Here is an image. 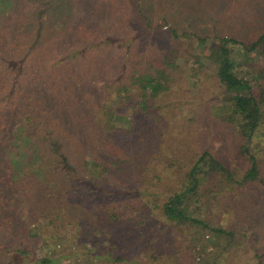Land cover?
Masks as SVG:
<instances>
[{"label": "trees", "instance_id": "1", "mask_svg": "<svg viewBox=\"0 0 264 264\" xmlns=\"http://www.w3.org/2000/svg\"><path fill=\"white\" fill-rule=\"evenodd\" d=\"M121 1L0 0V264L70 257L32 253L42 221L53 230L75 227L90 258L113 264H264V157L252 148L261 139L264 151V64L247 78L234 55L264 59V0H241L250 6L244 24L254 26L244 40L224 38L193 57L214 68L225 89L207 112L226 137L244 139L234 159L210 150L187 158L189 148L160 140L155 127L136 129L142 114L150 123L144 111L168 90L173 64L146 57L120 81L116 44L135 22ZM132 1V15L150 26L148 4L159 2L168 17L186 7L201 13L195 7L205 2L221 9L224 0ZM102 7L115 13L107 24ZM155 212L166 223L163 241L149 231Z\"/></svg>", "mask_w": 264, "mask_h": 264}, {"label": "rangeland", "instance_id": "2", "mask_svg": "<svg viewBox=\"0 0 264 264\" xmlns=\"http://www.w3.org/2000/svg\"><path fill=\"white\" fill-rule=\"evenodd\" d=\"M104 1H110L105 3L106 5H115L116 0ZM121 2L123 15L127 21L135 22H133L134 24L130 23L134 25V28L130 30L126 27L128 22L125 24L122 33L128 32V34H119L123 39H120L122 41L116 44L120 56L114 65L123 73L120 72L118 75L119 78L121 77L120 81H125L126 74L133 68V65L139 66V63H142L146 57V60L157 62L163 60L162 56H168L169 61L173 64L172 67H166L170 76L167 84L168 90L154 100H150L149 108L146 112L144 111L145 114L149 112L152 115L150 123L145 122V117L142 114L139 120L136 118L138 120L136 129L138 131L146 129V133L151 127H155L157 134H161L160 140L165 138L171 141L174 146H178L180 150L186 151L189 148V153L182 155L187 158L191 153L210 150L215 155L234 159L236 145L243 143L244 139L241 136L229 135L226 137L227 132H221L218 119L210 116L207 112L208 105L221 99L225 94V89L215 76L214 68H200L194 63L193 57L205 55L208 48L219 44L221 39L244 40L246 34L254 27L251 25L252 27L247 28L248 26L244 24L242 18L246 12L250 11V6H246L247 2L241 0H234L233 3L224 0L221 9L215 6L212 11L205 2L200 7L194 6L197 9L202 8L201 13L192 14L194 9L186 7L183 16L175 14L166 17L165 13H161L162 8L157 7L159 2H154L147 5L150 11L145 13L152 19L149 26L140 15H132L136 11V1L122 0ZM169 7L172 8V4H169ZM102 8L103 15L99 18L100 21L107 24L111 22L115 13L110 7ZM95 18L97 19V17ZM247 20L251 21V18L247 17ZM157 25H161V27L156 28ZM170 29L177 31L179 37L174 38ZM195 36L205 38L206 44L200 45ZM234 53L238 63L242 64V73L247 78H253L254 72L263 67L264 59L256 55H248L237 49ZM115 77L117 76L115 75ZM108 106L115 107L117 104L108 103ZM137 108L139 109V107ZM123 126L129 128L127 123H123ZM219 135L224 136V139L226 137L227 140L218 141ZM151 139L153 141L150 144L156 143V137ZM252 148L258 158L264 157V151L261 150L263 148L261 139H254ZM153 155L157 156L158 154ZM262 169L264 172V166ZM158 192L159 190L154 189L150 191L152 195ZM212 213L216 216L217 211ZM215 216L212 218L214 217V221L219 223ZM165 224L164 220L155 212L149 226L151 237L153 235L156 240L161 238L167 231L164 227ZM34 230L39 233V237L34 239L30 245L31 251L36 257L43 255L59 257L70 253L69 258H63L58 264H113L106 259L90 258L88 250L78 244L79 238L75 227H68L67 231L65 227L63 230H53L42 221L34 226ZM203 235V232L198 233L200 238L197 239L196 245H201L202 242L199 241L203 240L201 238ZM161 239L163 241L164 238ZM76 253L77 255H75ZM9 264H19V261L11 259Z\"/></svg>", "mask_w": 264, "mask_h": 264}]
</instances>
